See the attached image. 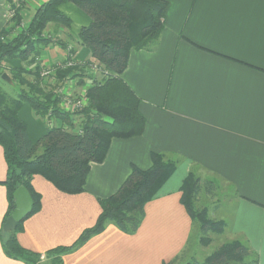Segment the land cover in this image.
<instances>
[{
  "label": "crops",
  "instance_id": "crops-1",
  "mask_svg": "<svg viewBox=\"0 0 264 264\" xmlns=\"http://www.w3.org/2000/svg\"><path fill=\"white\" fill-rule=\"evenodd\" d=\"M44 1H27V19ZM166 1L160 38L147 49L133 50L122 74L141 100L144 133L114 139L105 161L92 164L82 193H65L35 175L32 186L41 206L23 220L17 234L25 249L44 257L49 250L73 245L97 223L99 200L114 195L133 166L148 169L152 154L161 153L178 166L146 204L139 230L127 234L110 224L59 256L61 264H180L195 228L181 201L182 184L191 172L201 179L198 206L210 218L213 211H222L225 230L220 234L248 246L258 264H264V0ZM65 9L81 21L72 20L70 29L50 24L47 34L75 52L68 57L61 46L47 48L42 64L48 68L68 58L78 63L89 57L67 32L77 38L91 19L73 4ZM9 16L8 0H0V31ZM88 86L65 80L57 89L77 97ZM41 133L28 128L32 142ZM7 175L0 145V228L10 212ZM0 264H26L6 255L1 237Z\"/></svg>",
  "mask_w": 264,
  "mask_h": 264
},
{
  "label": "trees",
  "instance_id": "trees-1",
  "mask_svg": "<svg viewBox=\"0 0 264 264\" xmlns=\"http://www.w3.org/2000/svg\"><path fill=\"white\" fill-rule=\"evenodd\" d=\"M67 3L79 7L91 19L90 24L81 27L77 38L67 32L71 42L89 51V57L74 66L56 68L52 84L42 76V54L55 45L68 49L65 41L47 34L50 24L71 28L72 19L61 9ZM8 4L10 16L0 31V81L13 84L16 89L11 92L0 86V145L8 164L4 184L10 207L0 237L4 252L13 260L26 264H61L59 256L78 248L110 224L124 233L135 234L144 220L146 204L159 194L177 169V163L161 153L152 154L148 169L133 166L122 187L111 197L99 200L101 214L97 223L85 230L73 245L46 252L44 260L42 254L19 243L17 234L23 230L24 221L9 232L3 229L15 209L14 194L19 187L24 186L34 201L29 215L40 209L41 196L32 186L35 175L43 176L65 193H82L92 164L105 161L114 139H129L144 133L146 118L140 110L141 100L122 79V74L133 50L147 49L160 38L168 3L166 0H46L29 19L23 13L27 1L8 0ZM10 60H18L20 64H8ZM93 63L98 65L95 72L90 70ZM6 73L10 78H3ZM65 80H75L80 87L89 83L88 102L82 109L71 112L63 108V97L56 90ZM25 105L37 116L49 119L46 133L35 143L19 116ZM200 189L201 179L191 172L182 184L181 201L194 225L220 234L225 230L224 223L213 221L197 204ZM186 264H258V258L245 244L232 241L218 247L203 263Z\"/></svg>",
  "mask_w": 264,
  "mask_h": 264
},
{
  "label": "rangeland",
  "instance_id": "rangeland-1",
  "mask_svg": "<svg viewBox=\"0 0 264 264\" xmlns=\"http://www.w3.org/2000/svg\"><path fill=\"white\" fill-rule=\"evenodd\" d=\"M69 4L72 3H67L62 6V9L65 11L66 6H69ZM76 8L84 12L82 9L77 7L76 5L73 4ZM70 13V18L75 21H81V18H78L77 14L73 13L72 10H68ZM66 14V13H65ZM84 14H86L84 12ZM78 24V23H77ZM76 38V37H74ZM48 50V49H47ZM47 50L43 52L42 55L45 56ZM16 60H10L8 61V64L14 62ZM8 71V70H7ZM9 76V73H6ZM10 78V76H9ZM0 86L3 87L4 89H7L9 91H13V89H16L15 85L10 84L5 82V80L0 81ZM19 116L21 120L27 125V132L28 128H34V130H39L42 131L41 134H39V138H41L45 133L48 128L49 123L44 119L37 118V116L33 113V110L30 108L29 105H25L22 110L19 113ZM37 127H35V126ZM38 138V139H39ZM34 143L37 142V140L33 141ZM41 151V150H40ZM205 209V208H202ZM207 211V209H205ZM208 214V211H207ZM209 216V215H208ZM217 216V217H216ZM222 211L221 212H215L213 211V215L211 214V218L215 222H221L222 219ZM194 232L192 234V238L190 240V245L188 247V251L184 253L183 255L180 256V264H186V263H191V262H199L203 263L205 259L212 254L218 247H220L222 244L228 242V235L224 234H216L212 231H209L208 229L202 230L201 226L199 224L194 226ZM44 260L45 257H42Z\"/></svg>",
  "mask_w": 264,
  "mask_h": 264
},
{
  "label": "built area",
  "instance_id": "built-area-1",
  "mask_svg": "<svg viewBox=\"0 0 264 264\" xmlns=\"http://www.w3.org/2000/svg\"><path fill=\"white\" fill-rule=\"evenodd\" d=\"M25 1H29V0H25ZM72 50L73 49L71 47L67 49L68 57L70 55H72V53H73ZM74 65H76V62L74 60L68 58L67 61L58 63L57 66L54 67V69H56V68L65 69L67 67L74 66ZM54 69H53V67L48 68L47 66H44V70L42 72V76L48 80H51L52 84L55 83L54 78L52 77V73H53ZM97 69H98V65L95 63H93L92 67H90V70L92 72H95ZM56 92H58V94H60L63 97L62 106L66 111L72 112V111L77 110V109H82L83 107H85L87 105L88 101H87V96H86V90L81 95H77V97H74L71 94L64 95L62 88H58L56 90ZM45 120L47 122H49L48 117H46Z\"/></svg>",
  "mask_w": 264,
  "mask_h": 264
},
{
  "label": "water",
  "instance_id": "water-1",
  "mask_svg": "<svg viewBox=\"0 0 264 264\" xmlns=\"http://www.w3.org/2000/svg\"><path fill=\"white\" fill-rule=\"evenodd\" d=\"M7 77V74L3 75L4 79ZM14 197L15 209L4 225L3 229L5 232L15 229L17 225L22 222L33 210L34 201L29 191L24 186H21L16 190Z\"/></svg>",
  "mask_w": 264,
  "mask_h": 264
}]
</instances>
